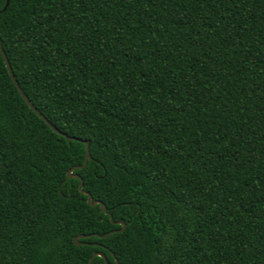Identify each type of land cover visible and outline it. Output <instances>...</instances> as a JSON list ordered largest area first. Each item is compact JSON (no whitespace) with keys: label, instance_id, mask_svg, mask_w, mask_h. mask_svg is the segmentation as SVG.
<instances>
[{"label":"trees","instance_id":"1","mask_svg":"<svg viewBox=\"0 0 264 264\" xmlns=\"http://www.w3.org/2000/svg\"><path fill=\"white\" fill-rule=\"evenodd\" d=\"M5 4L0 264H264V0Z\"/></svg>","mask_w":264,"mask_h":264},{"label":"water","instance_id":"2","mask_svg":"<svg viewBox=\"0 0 264 264\" xmlns=\"http://www.w3.org/2000/svg\"><path fill=\"white\" fill-rule=\"evenodd\" d=\"M6 4H7V0H6ZM5 4V6H6ZM4 6V8H5ZM0 52H1V55L4 59V62H5V65H6V68L8 70V73L14 83V85L16 86L17 90L19 91V93L21 94V96L23 97V99L25 100V102L28 104V106L41 118L43 119L55 132L63 135L68 141L72 138V139H78V140H81L79 138H76V137H70L68 136L66 133L60 131L56 126H54L33 104L32 102L30 101V99L27 97V95L24 93V91L22 90V88L20 87L19 83L17 82L15 76H14V73H13V70L11 68V65L7 59V56H6V53L4 52V49L2 47V44H1V41H0ZM84 144H85V153H84V160H83V163L82 164H79V165H75V166H72L71 168H69L67 170V173H66V178H70V177H77L79 179V184H78V189L84 194L87 196L86 200H87V203L89 205H95V204H99L100 205V209L102 211H104L105 213H107L109 215V218L112 220V216L109 212H107L106 208H105V205L102 201L98 200V199H95L93 200L92 199V195L89 191L87 190H84L82 189V179H81V176L78 174V173H74L73 170L77 169V168H82L86 163H87V160L89 158H91L90 156V153H89V149H88V146H87V143L85 141H83ZM113 221V220H112ZM114 223L116 224H119L120 225V228L118 229H114V230H111L109 232H120L124 229L125 227V222L124 221H121V220H117V221H114ZM108 232V233H109ZM108 233L104 234V235H107ZM92 234H78V235H75L74 238H73V242L76 244V245H80L82 243H85V242H82L80 241L79 239L80 238H86V237H89L91 236ZM101 256L104 258V260L107 262V259L105 257V255H103L101 252L99 251H95L92 253V255L90 256L89 258V261L88 263L89 264H92V258L94 256ZM112 256H114L113 253H111ZM117 263V259L115 258V263Z\"/></svg>","mask_w":264,"mask_h":264},{"label":"snow or ice","instance_id":"3","mask_svg":"<svg viewBox=\"0 0 264 264\" xmlns=\"http://www.w3.org/2000/svg\"><path fill=\"white\" fill-rule=\"evenodd\" d=\"M117 264H118V262H117Z\"/></svg>","mask_w":264,"mask_h":264}]
</instances>
